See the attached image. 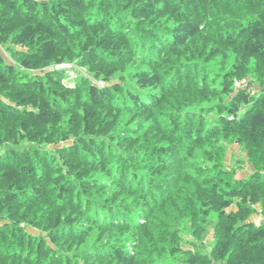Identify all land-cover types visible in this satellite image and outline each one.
<instances>
[{"label":"trees","instance_id":"obj_1","mask_svg":"<svg viewBox=\"0 0 264 264\" xmlns=\"http://www.w3.org/2000/svg\"><path fill=\"white\" fill-rule=\"evenodd\" d=\"M0 48V264H264V0H0Z\"/></svg>","mask_w":264,"mask_h":264},{"label":"rangeland","instance_id":"obj_2","mask_svg":"<svg viewBox=\"0 0 264 264\" xmlns=\"http://www.w3.org/2000/svg\"><path fill=\"white\" fill-rule=\"evenodd\" d=\"M0 53H2L5 57H6V59L8 60V61H10V59H9V57H7V53L2 49V48H0ZM67 67H71V65H66ZM64 67V66H63ZM79 71H80V73L81 72H85V70L84 69H80V68H77ZM86 73V72H85ZM71 76L72 77H74L75 75H73V74H71ZM102 84V83H101ZM244 112H245V109H244ZM11 146H7V147H1L0 148V153H2V152H4L6 149H9ZM17 148V147H16ZM233 157H239V158H241L242 159V167H243V169H242V171H240L239 173H238V176H245L246 174V172H243V170H245V171H247L248 170V168H250L249 167V165H248V163L247 162H245V161H243V160H245L244 159V157H243V151L239 148V147H233L230 151H229V154H228V159L230 160V158H232L231 160H234V158ZM241 170V169H240ZM216 218H217V216H216V214H214L213 216H212V218L210 219V226H209V228H210V233L208 234V236H207V240L210 242V244L213 242V234H212V228H213V225H214V223H215V221H216Z\"/></svg>","mask_w":264,"mask_h":264},{"label":"crops","instance_id":"obj_3","mask_svg":"<svg viewBox=\"0 0 264 264\" xmlns=\"http://www.w3.org/2000/svg\"><path fill=\"white\" fill-rule=\"evenodd\" d=\"M234 147H236V146H234ZM251 220H252L253 222L257 223V224L264 223V218H263L261 215H259V214L254 215V216L251 218Z\"/></svg>","mask_w":264,"mask_h":264}]
</instances>
